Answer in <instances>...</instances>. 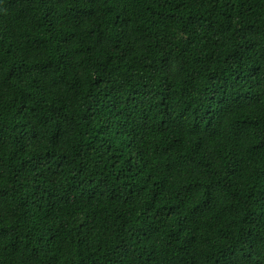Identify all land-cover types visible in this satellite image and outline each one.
Returning a JSON list of instances; mask_svg holds the SVG:
<instances>
[{"label": "trees", "instance_id": "trees-1", "mask_svg": "<svg viewBox=\"0 0 264 264\" xmlns=\"http://www.w3.org/2000/svg\"><path fill=\"white\" fill-rule=\"evenodd\" d=\"M0 264H264V0H0Z\"/></svg>", "mask_w": 264, "mask_h": 264}]
</instances>
